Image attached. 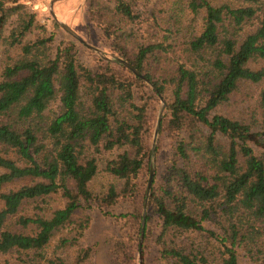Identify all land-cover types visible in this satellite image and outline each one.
I'll list each match as a JSON object with an SVG mask.
<instances>
[{
	"label": "trees",
	"instance_id": "16d2710c",
	"mask_svg": "<svg viewBox=\"0 0 264 264\" xmlns=\"http://www.w3.org/2000/svg\"><path fill=\"white\" fill-rule=\"evenodd\" d=\"M25 1L0 0V264H86L92 207L119 224L112 264H143L141 220L165 264H264V85L258 121L218 113L240 83L264 79V0L156 13L86 0L98 38L148 83L92 52L80 62L67 39L53 45ZM165 139L166 169L146 191ZM100 174L110 182L95 191ZM55 236L57 250L76 248L68 261L46 250Z\"/></svg>",
	"mask_w": 264,
	"mask_h": 264
},
{
	"label": "rangeland",
	"instance_id": "374dc122",
	"mask_svg": "<svg viewBox=\"0 0 264 264\" xmlns=\"http://www.w3.org/2000/svg\"><path fill=\"white\" fill-rule=\"evenodd\" d=\"M51 0H27L25 5L28 10L35 13L37 23L41 24L46 31L53 34V45L62 39H67L76 44L78 51V59L84 64H89L94 61L90 52L104 61L110 62L113 60L114 55H111L107 46V43L101 41L98 38L97 28L88 20L86 13V0H54L51 5ZM174 0H137V7L142 11L148 13H156L159 8L168 12L167 5ZM218 2L220 0H212ZM104 4L106 2L104 1ZM51 11L53 15L51 14ZM60 23L67 25L69 29L80 39L76 41L71 38L67 32L61 27ZM37 31H33L26 39H31ZM68 37L70 39H68ZM2 53H0V64L3 60ZM264 85V79L259 84L240 83L237 90L231 95L229 101L218 113L227 115L235 120L252 123L258 121L260 118V112L257 107V96L259 91ZM163 108V102L160 100L159 108L156 110V119H160V112ZM155 129V127H154ZM155 134L154 130L151 138V149L154 147ZM170 157V146L167 139L162 143L159 154L156 157L155 164L150 162L152 168V174L154 169L156 170V179L154 182H159L160 177L166 169L167 161ZM110 182L103 174H100L93 180L91 187L95 191H100L101 187ZM146 183V181H145ZM146 190V188H145ZM58 199L54 200V204ZM123 207L116 206L112 213L115 214L122 210ZM90 218V225L84 232L82 239L80 240V246L92 248V254L86 260V264H112L111 262V242L120 235L119 224L113 219L104 217L99 211L93 207L90 210L83 212ZM144 215V209L142 210V216ZM141 229L137 237L138 247L143 246L142 262L143 264H165L157 259V249L150 240H143V221L141 220ZM152 234V233H151ZM55 238L47 247V251L50 252L53 247L55 254H60L61 259L68 261L75 253L76 248L70 247L63 251L55 248Z\"/></svg>",
	"mask_w": 264,
	"mask_h": 264
},
{
	"label": "water",
	"instance_id": "95a60500",
	"mask_svg": "<svg viewBox=\"0 0 264 264\" xmlns=\"http://www.w3.org/2000/svg\"><path fill=\"white\" fill-rule=\"evenodd\" d=\"M54 0H51L50 3H49V7H50V10H51V5H52V2ZM51 14L53 15L52 11H51ZM54 16V15H53ZM61 27L65 30V32H67V34L73 38L74 40L76 41H79V42H82L80 41V39L72 32L71 29H69L67 27L66 24L64 23H60ZM113 60H116L120 63H122L124 66H126L127 68H129L135 75L139 76L140 79H142L144 82L148 83L147 80H145L141 75L140 73L134 69L131 65H129L127 62H125L124 60L122 59H119L118 57H114ZM158 122H159V117H157V121H156V124H155V129H154V134H155V131H156V128H157V125H158ZM151 176H152V168H151V165L149 166V172H148V178H147V181L145 183V188H146V191L148 190V186H149V181H151ZM142 225V223H141Z\"/></svg>",
	"mask_w": 264,
	"mask_h": 264
}]
</instances>
